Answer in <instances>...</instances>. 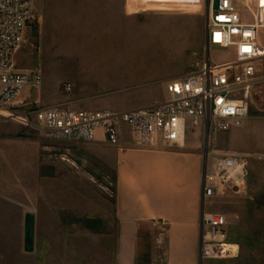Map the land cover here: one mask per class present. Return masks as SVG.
Returning <instances> with one entry per match:
<instances>
[{"label": "rangeland", "instance_id": "obj_1", "mask_svg": "<svg viewBox=\"0 0 264 264\" xmlns=\"http://www.w3.org/2000/svg\"><path fill=\"white\" fill-rule=\"evenodd\" d=\"M187 3L148 10L133 2L129 10L127 0H35V20L16 55L21 71L42 74V85L31 91L34 105L85 111L148 107L166 101L170 80L199 73L210 59L232 60L233 51L207 45L208 0ZM258 71L261 82L241 127L186 134L185 146L202 151L205 160L210 146L248 161L241 191L213 204L227 215L229 237L241 246L240 256L204 264H264V60ZM92 144L53 141L15 122L0 123V251L28 247L31 222L27 214L22 221L15 203L25 207L46 191L55 197L58 189H43L46 176L67 181L70 188L77 185L88 199L95 191L100 198H114L105 168L108 151L116 148L99 150ZM67 191L69 197L76 193ZM77 241L86 247L94 240Z\"/></svg>", "mask_w": 264, "mask_h": 264}, {"label": "built area", "instance_id": "obj_2", "mask_svg": "<svg viewBox=\"0 0 264 264\" xmlns=\"http://www.w3.org/2000/svg\"><path fill=\"white\" fill-rule=\"evenodd\" d=\"M127 1L129 10L133 2L151 10V6L194 0ZM208 13L207 45L233 51L232 60L216 63L210 59L199 73L170 80L163 103L129 111H85L34 105L31 91L42 85V74L21 71L16 55L35 20V0H0V123L15 122L49 140L64 142H95L100 132L117 148L129 137L134 147L145 149L182 146L190 129L210 135L241 127L249 116L254 89L261 82L258 67L264 60V0H208ZM247 168L246 158L207 146L200 264L240 256L241 246L229 237L227 215L215 211L213 204L226 193L241 191Z\"/></svg>", "mask_w": 264, "mask_h": 264}, {"label": "crops", "instance_id": "obj_3", "mask_svg": "<svg viewBox=\"0 0 264 264\" xmlns=\"http://www.w3.org/2000/svg\"><path fill=\"white\" fill-rule=\"evenodd\" d=\"M92 143L111 146L100 132ZM184 146L137 148L127 137L109 150L112 200L97 191L85 198L77 185L46 176L43 189L59 192L53 198L43 192L25 207L15 203L23 222L29 216V245L2 249L0 264H200L205 154ZM68 189L76 193L69 197ZM84 237L92 245H79Z\"/></svg>", "mask_w": 264, "mask_h": 264}]
</instances>
